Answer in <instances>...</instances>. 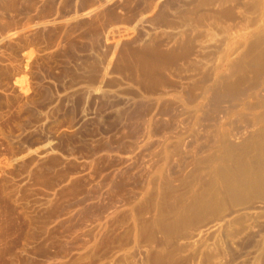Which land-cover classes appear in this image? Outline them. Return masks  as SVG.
<instances>
[{
    "label": "rangeland",
    "instance_id": "obj_1",
    "mask_svg": "<svg viewBox=\"0 0 264 264\" xmlns=\"http://www.w3.org/2000/svg\"><path fill=\"white\" fill-rule=\"evenodd\" d=\"M0 264H264V0H0Z\"/></svg>",
    "mask_w": 264,
    "mask_h": 264
}]
</instances>
